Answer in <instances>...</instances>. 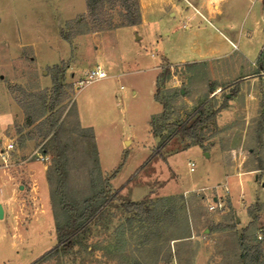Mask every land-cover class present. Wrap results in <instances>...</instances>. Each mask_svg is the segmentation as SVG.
Listing matches in <instances>:
<instances>
[{
    "label": "rangeland",
    "instance_id": "rangeland-1",
    "mask_svg": "<svg viewBox=\"0 0 264 264\" xmlns=\"http://www.w3.org/2000/svg\"><path fill=\"white\" fill-rule=\"evenodd\" d=\"M80 4V0L66 3L64 0H0V36L7 34V44L13 49L20 48L16 58L0 59L3 66L0 68V140L14 143L5 158L0 157V204L4 210L0 218V264H33L56 244V220L47 176L55 158L53 141L43 138L34 124H26V113L14 99L19 93L10 90L14 85L30 91L50 88L54 63L65 66L63 82L72 86L67 89L69 97L62 103L65 110L59 121L61 140L67 145L69 193L82 198L90 192L92 179L97 181L99 175L108 178L115 171L111 190H118L120 199L138 198L151 204L162 198L166 206H175L176 211L162 224V241L155 242L160 239L156 235L150 243H145L144 229L136 222L128 225L119 202L112 201L93 219L86 233L77 235L69 246L60 247L39 264H133L136 260L154 264L153 248L166 244L161 253L167 254L171 242L164 239L186 232L181 221L184 217H193L197 212L201 217L213 216L234 225L236 212L228 206L230 196L242 222V203L257 198L245 206L246 211L259 206L253 212L256 220L249 226L256 234L258 228L264 227V187L260 184L261 173L256 172V154L251 150L260 152L264 159V132L262 146L256 139L264 91L258 79L254 98L247 95L252 86H245L250 82L244 80L250 79L247 74L252 72L260 77V69L251 70L250 61L264 46V22L250 46L247 65L233 56L192 67L179 65L175 69V79L171 77L166 92L161 94L167 102L177 90L181 91V95L167 102L169 122H183L188 116L191 119L200 106L208 113L217 111L215 120L205 126L202 134L205 138L216 136L204 144V150H211V144L216 141L221 159L206 157L201 147L188 144L182 134H177L162 150L166 157L169 155L166 162L161 154L149 158L160 141L150 131L151 116L161 110L154 100L158 66L161 57L177 62L198 41L202 44L203 40L198 39L206 25L198 28L197 22H189V28H184V17L164 10L162 0H149L137 27H121L108 33L99 40L105 49L104 56L93 55L88 54L94 51L90 37L97 31L90 29L86 12L67 20L70 9H78ZM61 31L68 40L61 37ZM136 33L142 39L136 40ZM205 33V38L216 39L214 34ZM94 45L98 47L97 43ZM65 49L68 51L60 60ZM105 56L114 61L113 68L106 71L107 76L75 90L76 79L86 77L87 70L95 64L104 67ZM35 63L43 67L38 68ZM222 105L225 107L220 108ZM76 108L82 122L93 127L97 147L92 142L93 131L81 129ZM224 108L228 111L222 114ZM6 118L9 122L4 126ZM164 125H167L165 120L153 122L152 129L159 132ZM19 127L23 135L32 138L21 141ZM172 134L169 129L164 135L167 139ZM240 149L243 154L239 153ZM97 150L98 165L94 162ZM190 162L195 164L194 171L189 170ZM181 184L202 186L206 194L174 193V187ZM213 196L222 201L223 210H209ZM172 219L180 221L178 230ZM224 241L227 254L235 255L237 234L232 231ZM237 256L233 257V263Z\"/></svg>",
    "mask_w": 264,
    "mask_h": 264
},
{
    "label": "trees",
    "instance_id": "trees-1",
    "mask_svg": "<svg viewBox=\"0 0 264 264\" xmlns=\"http://www.w3.org/2000/svg\"><path fill=\"white\" fill-rule=\"evenodd\" d=\"M86 14L90 22V29L93 31H107L124 26H135L141 22V8L139 0H85ZM61 37L68 40L69 37L64 35L61 31ZM202 63V62H201ZM201 63L186 62L181 64L172 65L167 58L161 57L159 64V72L155 80L154 100L161 104L162 111L159 114L153 115L150 122V132L152 136L159 138V144L156 149H153L149 158L154 155L161 154L160 151L167 142L176 136L182 134L183 138L188 141V144L198 145L204 149V140L202 130L209 123L215 120V114L217 111L207 112L202 106L198 108L195 116L179 122H169L167 112V102L170 103L175 99V96L181 95V91L177 90L175 96H171L167 99V102L163 100L162 93L166 92V83L174 75L175 69L179 65L184 67H192ZM261 62H259L258 69H260ZM65 66L63 64H54L51 67V87L39 89L37 91H30L22 88L19 85L12 87V92H18L19 97L15 96L14 99L18 105L26 113V124L35 125L39 134L43 138L49 137L53 141V149L55 152V158L48 169L47 176L50 185V197L51 204L56 220L55 246L41 255L33 264H39L41 261L47 260L51 253L59 249L60 247L69 246L70 242L79 234H84L89 230V225L98 213L110 202L118 201L120 208L127 215L126 222L128 225L133 223H139L141 228L144 229V242L150 243L154 236L160 237L163 235L162 224L171 217L174 216L176 207L172 205L164 204V200L161 198L158 202L148 203L144 200L133 201L123 200L118 196V190H111L109 180L114 176L115 171L110 173L108 178H103L99 175L98 180H91L90 192L82 198H77L68 191V155L66 154L67 145L62 142L59 130V121L65 110L62 107V103L69 97L68 88H72L70 84L63 82ZM226 99V97H225ZM225 107L224 105L220 108ZM161 120H165L167 125H164L159 132H154L153 122L159 123ZM159 121V122H158ZM83 127H81L82 129ZM169 129L173 131V134L167 139L165 138V132ZM83 130H90L87 127ZM257 142L260 146L263 145L262 132H264V108L259 113V119L257 121ZM18 133L21 135V141L31 139V136L23 135L21 128H18ZM92 142L95 145L94 136L92 133ZM252 153L256 154V169L264 168V159L259 155L260 152L255 153L254 149ZM94 162L98 165L97 151H95ZM111 190V191H110ZM180 200L182 197L179 196ZM229 207L230 204L228 205ZM259 206H255L254 209L249 208L248 214L251 217L249 224L244 227L240 234L237 236V244L239 248L238 260L236 264H264V237L258 239L256 234L251 232L250 225L256 220L254 211ZM188 229V218L184 217L181 220ZM181 222V223H182ZM172 224L175 225L178 230L180 228V221L172 219ZM230 227H232L230 225ZM187 235H177L167 237L164 240L170 243L174 239L186 238ZM162 241L160 239L155 242ZM166 244L157 245L153 248L154 264H159V261H170L172 253L170 247L167 254H162V250ZM168 245V244H167ZM133 264H144L140 260L134 261Z\"/></svg>",
    "mask_w": 264,
    "mask_h": 264
},
{
    "label": "crops",
    "instance_id": "crops-1",
    "mask_svg": "<svg viewBox=\"0 0 264 264\" xmlns=\"http://www.w3.org/2000/svg\"><path fill=\"white\" fill-rule=\"evenodd\" d=\"M64 1L66 3L68 0H64ZM148 1L149 0H139L141 13L143 12L144 7L147 5ZM162 1H163L164 10L170 11L171 15L177 14L178 16L184 17L186 19V21L183 24L184 28H189V22H197L198 28H200L201 24H204V26L205 25L209 26V28L206 26L202 27V31L200 32L202 37L199 38L198 40H203L202 44L198 41L196 45L192 47L187 54L185 53L184 57H181L180 60L177 62H172L168 60L171 64L176 65L186 62L211 63L212 61L217 59H226L233 56H235L234 60H236V58L239 57L240 61L243 60L244 63H246V61L248 60L247 55L249 54V52H251L252 49L250 46L254 41L255 34H257L258 30L261 27L262 22H264V0H162ZM80 2L82 3V6L80 4V8L73 10L71 8L70 9L71 12L67 13L69 14L67 16L69 17L67 20L75 17L78 14L86 12L85 0H80ZM138 25L124 26V27L135 28ZM218 27H220L221 30ZM119 28H115L113 30H107V31H97L96 33L99 35L92 33L90 40L93 43L94 51H90V52L88 51L89 52L88 54L90 53L93 55L100 54L101 56H104L103 53L105 49L103 51V47L100 45L99 40L108 33L117 31ZM213 29L216 30L218 33L214 32ZM206 31H208L212 35L214 34L216 39L213 41L205 38L204 36L206 35L205 33ZM165 34H167V32H165ZM135 39L140 40L142 39V36L136 33ZM21 40L22 38H20V41ZM8 41H9L8 35L3 33L2 36H0V59H2V57L16 58L20 53V50H18L20 48L18 49L11 48L7 44ZM94 43H97L98 47L95 46ZM20 45L21 42L18 44V46ZM48 48L50 49L52 48V46L48 45ZM67 51L68 49L67 50L65 49V51L62 54H60V56L62 57L60 58V60L63 59ZM235 51H239V53L235 54ZM86 52H87V48H86ZM232 53H234V55H232ZM150 54H153V52H150ZM105 59L106 61L104 63V67H102L100 64L98 65H100L106 72L107 69L111 70L113 68L114 61L109 60L106 56ZM259 62L262 63L260 66V72L258 73L260 77H258L257 75L254 74V72H252V74L250 75L247 74V76L251 78L244 80L246 82H250V83H245L244 85L252 86L250 90L251 91L250 94L247 95H250L253 98H254L253 95L254 85L255 82H257L256 80L260 79L261 89L264 91V46H262V48L260 49V52L257 55V57L254 60L250 61V64L252 66V69L251 68L250 69L255 71L256 68H258L259 66ZM35 64L38 68L43 67L38 65L37 63ZM48 65H53V64H47L46 66ZM1 67L3 66L0 65V68ZM158 72H159V66H158ZM241 90H243V88H241ZM154 91H155V85H154ZM158 104L161 107V110L153 115L159 114L162 111L161 104L160 103ZM227 111L228 110L224 108L221 111V113L225 114L224 112ZM76 112L80 126L83 128L90 127L92 129L94 135V141L96 143V137L94 134L93 127L90 124L86 125L85 123L82 122L81 118L79 117L77 108H76ZM15 115L16 112L14 111V119L16 117ZM4 120H5L4 126H7L8 125L7 122L9 121L7 118ZM175 138L176 136L171 138L167 142V144L163 146V148L169 145V143H171ZM215 138L216 136L206 137L204 140V144H206V142L215 140ZM126 141L127 140H125V142ZM96 147H97V143H96ZM163 148L161 149L160 153H161V157L165 158L166 160L167 157H169V155H167L166 157V155L162 153ZM210 148L212 149L208 151L202 148L205 151V156L206 157L218 156L221 159V154L219 152V148L217 146L216 141H214V143L211 144ZM98 159H99V153H98ZM189 170H190V164H189ZM190 171H194V169ZM176 177L178 179L177 174ZM109 182L111 185L112 184L111 179L109 180ZM174 188L176 189L174 193L183 194L184 196H186V194L189 192H196V191H201L202 194H206L205 192L206 190H204L202 186L186 187L181 184L179 187L175 186ZM212 199L213 202L220 200L215 196H213ZM132 200L140 201V199L138 198ZM255 200H252L249 203H246L243 200L245 204L242 203V207L240 208V210H242V215L244 217V220L242 222L238 214V211L233 205L232 198L230 196V206L233 209V211L236 212L234 218V222H235L234 225L229 224L228 221L227 220L224 221V219H219V218L217 219L213 216L201 217L200 215H198L197 212L194 213L193 217L188 218L189 227L186 230V232L183 234V235H187L186 238L174 239L171 241V253H172L171 260H175L176 264H227L229 260H231L230 261L231 264H236L238 260V256H237V260L234 261L236 263H233L232 259L233 257H235L236 254L238 255L239 248L236 247L234 253L235 255H232L233 253L231 252L229 255L227 254L229 250L225 248V246H227L226 241L222 243V240L228 237L229 234L231 235L232 231L235 232L238 236L241 230L249 224L250 216L245 210V206L250 205ZM215 224H219V226H213ZM230 225L232 227H230ZM258 229L256 231V234L258 232Z\"/></svg>",
    "mask_w": 264,
    "mask_h": 264
},
{
    "label": "built area",
    "instance_id": "built-area-1",
    "mask_svg": "<svg viewBox=\"0 0 264 264\" xmlns=\"http://www.w3.org/2000/svg\"><path fill=\"white\" fill-rule=\"evenodd\" d=\"M107 74L105 72V70L100 66V65H95L92 68L88 69L86 72V77H82V78H77L76 81L74 82V84L76 85V89H79L82 85H84L87 82H90L92 80H96V79H101L106 77ZM173 78L175 79V76H173ZM176 82V80H175ZM14 148V143L12 141H3L0 140V157H2L3 159L5 158V154H7L9 151H11ZM240 154L242 153V150H239ZM190 170L194 169V163L190 162ZM260 172L261 174L260 176V184L262 185V187H264V168L262 169H257L256 172ZM257 177L255 176V179ZM263 180V181H262ZM210 210H214V209H219V210H223L224 209V205L222 203L221 200L218 201H214L212 202V204L209 205L208 207ZM258 239H262L264 237V227L259 228L258 232L256 234ZM166 264H176L175 260H171Z\"/></svg>",
    "mask_w": 264,
    "mask_h": 264
},
{
    "label": "water",
    "instance_id": "water-1",
    "mask_svg": "<svg viewBox=\"0 0 264 264\" xmlns=\"http://www.w3.org/2000/svg\"><path fill=\"white\" fill-rule=\"evenodd\" d=\"M3 214H4V210H3L2 205L0 204V218L3 217Z\"/></svg>",
    "mask_w": 264,
    "mask_h": 264
}]
</instances>
